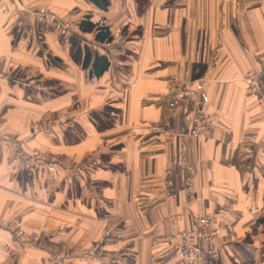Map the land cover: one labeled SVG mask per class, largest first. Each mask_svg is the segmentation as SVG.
<instances>
[{
    "label": "crops",
    "instance_id": "crops-1",
    "mask_svg": "<svg viewBox=\"0 0 264 264\" xmlns=\"http://www.w3.org/2000/svg\"><path fill=\"white\" fill-rule=\"evenodd\" d=\"M108 2L0 0V223L19 224L27 237L18 242L0 225V264H54L60 247L74 250L68 264H184L169 218L193 229L196 213L222 223L217 263L264 264V111L243 77L264 74V0ZM41 8L71 22L77 46L105 54L102 76L90 77L53 30L13 36L15 16ZM85 18L108 27L112 41L81 30ZM18 68L55 91L8 80ZM172 81L194 87L211 117L205 134L165 141L148 129L189 126V106L166 108ZM65 113L75 130L31 133L32 122ZM8 138L100 166L88 189L62 173L30 178L13 167ZM95 243L96 252H84Z\"/></svg>",
    "mask_w": 264,
    "mask_h": 264
},
{
    "label": "built area",
    "instance_id": "built-area-1",
    "mask_svg": "<svg viewBox=\"0 0 264 264\" xmlns=\"http://www.w3.org/2000/svg\"><path fill=\"white\" fill-rule=\"evenodd\" d=\"M35 17L37 25L39 24L43 28H51L58 32L60 36L65 39H69L71 32L74 31L71 23L58 16L48 9H38L35 11L28 10L25 15H16L14 29L17 33L21 32H31L36 29V23L33 20ZM248 91L255 98V101L264 107V77L259 73L254 71H249L244 76ZM190 97L194 100V106L198 108L197 114L193 117L194 126L191 130V135L197 136L200 130H207L211 127V117L207 115L202 109V101L197 96V93L194 91L190 92L189 88L179 82H171L168 86L167 93L165 95V104L170 110H173L174 107L186 103ZM69 117H67L68 119ZM64 121L68 126H71V121ZM61 121V120H60ZM59 120H50L43 126L38 123L39 130H48L50 127L57 124H61ZM154 125L153 129L157 130L159 133H170L166 131L168 125L165 123ZM181 133V135H184ZM5 148L12 150V158L14 168L19 172L28 177L34 178L40 174L47 173L53 179L57 178L59 173L62 172V180L65 182L77 181L83 186V188L88 189L87 180L88 177L94 173V171L100 166L99 162L92 157L84 158L83 160L74 161L72 158L63 157L59 154H51L39 149H32L30 151H25L22 148V145L17 140L4 141L3 143ZM180 216L174 215L170 216L169 221L174 228L173 236V248L179 254V257L182 259L184 264H220L215 261V258L218 253L216 246L214 244L215 236L219 233V228L214 225L215 217L209 214H200L196 213L193 215L194 227L193 229H179L177 222L179 221ZM2 226H7L5 222H1ZM15 232L14 236L16 241H24L26 237L25 231L19 226V224L14 225ZM33 240H37V235H32ZM98 246L95 243L91 246L90 249L85 250L84 252H96ZM71 253L61 249L53 256L54 264H68L64 259L68 258Z\"/></svg>",
    "mask_w": 264,
    "mask_h": 264
},
{
    "label": "rangeland",
    "instance_id": "rangeland-1",
    "mask_svg": "<svg viewBox=\"0 0 264 264\" xmlns=\"http://www.w3.org/2000/svg\"><path fill=\"white\" fill-rule=\"evenodd\" d=\"M21 16H22V14H20ZM33 20L35 21V23H36V29H34V31L32 30V33L31 32H27V31H25V32H21V34H22V36H33L34 34H38L39 36H41V30L43 29V27H41L39 24L37 25V21H36V19H35V17H33ZM70 22V21H69ZM71 23V22H70ZM72 25V24H71ZM48 29H50V30H53V29H51V28H48ZM53 32L56 34V36L58 37V39L60 40V42H63V44H65V45H67V44H69L70 45V41H71V37H74L75 39H77V36H76V34L74 33V32H71V35H70V37H69V39H67L66 41H65V39H63L61 36H60V34L58 33V32H56L55 30H53ZM20 34V33H19ZM20 34V35H21ZM131 34V36H134V37H136V32H134V34H132V33H130ZM15 36H16V33L14 34ZM14 36V37H15ZM135 39V38H134ZM133 39V40H134ZM77 41V40H76ZM130 49H133V48H135V47H133V45H131L130 47H129ZM262 77H264V74H261V73H259ZM244 77V76H243ZM7 79L8 80H10V81H13L14 83H16V84H18V85H20V86H22V87H26V88H28V89H30V90H32V91H35V92H37V93H42V94H50V92L52 93V92H54L55 91V88H54V85L51 83V82H49V81H46V80H44L41 76H39L37 73L36 74H32L31 73V71H28V70H26V69H24V68H18V69H15V70H13V71H11V73H9L8 74V76H7ZM173 82V81H172ZM171 83V82H170ZM169 83V84H170ZM169 84H168V86H169ZM188 88H189V90H190V92H194L195 91V89H194V87H192L190 84H185ZM167 89H168V87H167ZM196 92V91H195ZM247 92H248V95L249 96H251L253 99H254V101H255V98L252 96V94H250V92L248 91V87H247ZM60 94H61V91H60ZM166 95V94H165ZM164 99H165V96H164ZM256 102V101H255ZM257 103V102H256ZM166 105V104H165ZM181 105H186V106H189V110L191 111V116H190V119L189 120H191V121H189V126L186 128V129H183V130H177V129H175L174 127H172V125H171V123L169 122V121H161V123H165V125L164 126H166V124L168 125V129L166 130V131H169L170 133H167V134H165V133H159L157 130H155V129H153V127H154V125H156V124H152L148 129H150V130H153L161 139H163V140H165V141H169V140H175V138L177 139V138H184V137H198V136H200L201 134H205V132H207L209 129H207L206 131L205 130H200V132H199V134L197 135V136H193V135H191L192 133H191V130H192V128H193V126H194V122H193V117L197 114V110H198V108L196 107V106H194V100L192 99V97H190V99L185 103H182ZM178 107V106H177ZM166 108H167V110L169 111V112H172V111H174V109H176L175 107H174V109L173 110H170L168 107H167V105H166ZM262 108H263V111H264V107L262 106ZM109 113V111H107V109H105L104 111H102V115H103V117H104V115H106V113ZM96 115V114H95ZM97 116L98 117H100L98 114H97ZM67 117H69L68 119L71 121L70 123L72 124L71 126H68V125H66L65 123H64V121L67 119ZM67 119V121H69ZM50 120H61L60 122H61V124L59 123V124H57V125H55V126H53L52 128L50 127V129H48V130H39L40 128H39V125L38 126H36L38 123H40V122H44V123H42V124H40V126L42 125L43 126V124H46L47 122H49ZM108 121H110V117H109V119H108ZM157 124H160L159 122L157 123ZM162 124V125H163ZM29 129H30V131H31V133L32 134H39V133H42V134H49V133H52V132H54V131H56V130H62V132L64 131V132H67L68 130H75L76 129V121H74V118L73 117H71L70 115H68V113L66 114H64V115H54V116H50L49 118H46V119H43V120H39V121H34V122H32L30 125H29ZM185 132V134L184 135H181V133H184ZM9 140H17V141H19L20 143H21V145H22V140H19V139H11V138H8V139H5V140H3L2 141V146H3V148H5L4 147V145H3V143H4V141L6 142V141H9ZM8 152H10V154H12V150L11 149H9V148H5ZM34 149H39V150H42V149H40V148H34ZM26 151V150H25ZM42 151H45V152H48V153H51V154H57V153H53V152H50V151H48V150H42ZM59 155H61V154H59ZM61 156H63V157H66L65 155H61ZM67 158H70V157H68L67 156ZM85 158V157H84ZM84 158H82V159H80V160H83ZM88 158V157H87ZM74 161H76V159L75 158H72ZM77 161H79V160H77ZM60 173H62V172H60ZM92 175H93V173L88 177V181H90L89 180V178L90 177H92ZM31 178V177H30ZM165 183H166V187L169 189V187L172 185V181H171V179L170 178H166V180H165ZM87 187H88V185H87ZM90 188V187H89ZM166 193L168 194V196L169 195H171V192L169 191V190H167L166 191ZM193 218V217H192ZM11 225H7V226H9L10 228H12V230H13V234H14V232H15V227H14V225H16V223L14 222V224L12 225V222H9ZM193 223H194V220H193ZM0 225H1V223H0ZM214 225L215 226H217L218 228H219V233L215 236V239H214V241H216V239H217V237L219 236V234H220V231H221V226H222V223H220V225H218V223H217V221H216V218H215V222H214ZM2 226V225H1ZM224 229V228H223ZM15 235V234H14ZM13 235V236H14ZM213 241V242H214ZM214 244H215V242H214ZM216 246V245H215ZM61 249H64L65 251H69V253H71L70 254V256H72L73 254H75V253H73L74 252V250H71L70 248H66V247H60V249L59 250H61ZM58 250V251H59ZM85 251V250H84ZM218 251V250H217Z\"/></svg>",
    "mask_w": 264,
    "mask_h": 264
},
{
    "label": "trees",
    "instance_id": "trees-1",
    "mask_svg": "<svg viewBox=\"0 0 264 264\" xmlns=\"http://www.w3.org/2000/svg\"><path fill=\"white\" fill-rule=\"evenodd\" d=\"M92 1L98 4L99 6L103 7H106L109 4L108 0ZM143 1L144 0H138V4L141 6L143 4ZM79 28L83 31L95 30V40L99 42L104 41L108 43L113 39V35L108 27H106L105 25L92 23L88 18H85L83 21L80 22ZM15 33L18 34L14 29L12 31L13 36H15ZM71 38L72 39L70 41V51L74 61L80 64L83 69H87L90 77L98 78L102 76L104 71L106 72L108 70V67L110 66V61L105 56V54H92V52L87 47L82 49L80 46H77L76 39L74 37Z\"/></svg>",
    "mask_w": 264,
    "mask_h": 264
}]
</instances>
